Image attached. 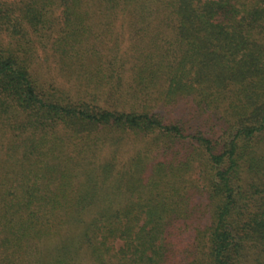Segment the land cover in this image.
Listing matches in <instances>:
<instances>
[{
    "label": "trees",
    "instance_id": "1",
    "mask_svg": "<svg viewBox=\"0 0 264 264\" xmlns=\"http://www.w3.org/2000/svg\"><path fill=\"white\" fill-rule=\"evenodd\" d=\"M0 26V264H264V0H0Z\"/></svg>",
    "mask_w": 264,
    "mask_h": 264
},
{
    "label": "rangeland",
    "instance_id": "2",
    "mask_svg": "<svg viewBox=\"0 0 264 264\" xmlns=\"http://www.w3.org/2000/svg\"><path fill=\"white\" fill-rule=\"evenodd\" d=\"M1 28V26H0ZM2 37H4L2 35V32H0V45L2 44ZM127 38V37H126ZM127 43H129L127 41ZM34 68H35V72L37 74H39L41 77H43L44 79L46 77H51L53 78V81L61 86H63L64 88H68L70 89V84H67V82L64 80V78L58 73V66L56 64V62L53 60V57L51 56L50 52L48 51H44V49H38L37 50V55H36V59L34 61ZM123 143H121V147L119 150H117L116 152H112L111 151L113 149H111V147L109 148L108 144H110V142L106 145V148H104L100 153V157H107L108 155L111 154H116V156L118 157V160H123L126 158H130L135 156L137 153H142L145 151V149H143L144 144L141 143L140 140H137L136 138L133 137H126L124 138V140L122 141ZM151 156V155H150ZM196 159V157H195ZM197 160V159H196ZM199 161H195L193 163V171H189L186 174V180L189 184L194 185L192 182H195L193 180H195L197 178V176L199 175L200 170H202L201 165H199L198 163ZM187 186H190V185ZM195 189H191L189 192H197L194 191ZM118 243L116 246L119 247ZM84 261H82V264H91V262L84 257L83 259ZM121 264V262L119 263ZM251 264V263H248Z\"/></svg>",
    "mask_w": 264,
    "mask_h": 264
}]
</instances>
